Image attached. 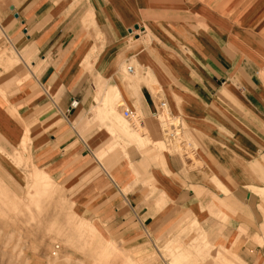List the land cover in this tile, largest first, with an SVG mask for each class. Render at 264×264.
<instances>
[{"label": "crops", "instance_id": "0c3cea01", "mask_svg": "<svg viewBox=\"0 0 264 264\" xmlns=\"http://www.w3.org/2000/svg\"><path fill=\"white\" fill-rule=\"evenodd\" d=\"M146 38L156 55L141 49ZM4 49L0 147L26 138L45 173L36 170L67 180L83 216L133 243L156 219L188 217L215 233L219 215L225 234L250 239L239 261L264 264V0H0ZM130 58L149 65L148 81L158 76L151 64L164 65L168 95L179 100L169 111L189 132L199 171L176 154H162V167L141 159L156 154L113 140L115 128L99 123L105 103L121 98L159 137L150 87L125 83ZM72 99L78 107L66 115ZM122 133L139 145L131 128ZM114 144L127 146L109 152ZM95 155L135 158L108 162L110 176Z\"/></svg>", "mask_w": 264, "mask_h": 264}, {"label": "rangeland", "instance_id": "374dc122", "mask_svg": "<svg viewBox=\"0 0 264 264\" xmlns=\"http://www.w3.org/2000/svg\"><path fill=\"white\" fill-rule=\"evenodd\" d=\"M140 45L146 53L157 54L148 38ZM91 54L93 58L96 56ZM4 55L5 49L0 51V59ZM19 64L18 61V65L10 70L19 68ZM139 65L133 58L123 65L125 83L136 87L142 83L150 87L161 114L154 121L159 137L155 141L149 137L145 129L146 120L139 118L135 108L121 98L105 103V112L98 119L99 123L103 126L109 123L115 128L114 131L108 130L113 140L117 136L141 153L145 148L142 146H146L156 154L144 153L139 155L141 159L153 158L155 164L162 167V154H176L186 171H199L203 164L196 155V146L182 119L169 111V105L174 102L178 105L179 100L168 95L171 81L165 75L164 65L151 64L158 76L150 81L141 78L144 67L149 65ZM0 67L7 71L2 63ZM126 68H133L134 75H127ZM145 71L149 77V69ZM262 77L264 79V73ZM123 111L130 113L129 118L123 117ZM122 128L124 131L131 128L139 145L124 136ZM150 142L152 144L148 145ZM124 144H114L108 151H122L127 146ZM29 152L30 144L26 138L11 151L0 147V264H181L183 261L185 264H242L238 254L250 239L243 230H239L235 237L225 234L219 215H214L219 221L215 233L205 231L202 234L194 219L176 217L156 219L140 231V238H135L133 243L106 234L98 222L83 216L80 205L73 202V188L69 187L67 180H56L46 173L48 179L39 173L37 170L40 169ZM133 158V155H95L110 176L108 162L112 165V161H130ZM96 173L102 174L97 167ZM163 207L164 203L158 206L160 209ZM253 244L260 246L262 241L255 238Z\"/></svg>", "mask_w": 264, "mask_h": 264}, {"label": "built area", "instance_id": "2783aa9c", "mask_svg": "<svg viewBox=\"0 0 264 264\" xmlns=\"http://www.w3.org/2000/svg\"><path fill=\"white\" fill-rule=\"evenodd\" d=\"M129 71L131 72V69H129ZM162 106V105H161ZM78 107V101L72 99L70 104H69V107L68 109L65 111V114L66 115H69L72 111H74L75 109H77ZM130 116V113L128 111H123V117L124 118H129Z\"/></svg>", "mask_w": 264, "mask_h": 264}, {"label": "bare ground", "instance_id": "6f19581e", "mask_svg": "<svg viewBox=\"0 0 264 264\" xmlns=\"http://www.w3.org/2000/svg\"><path fill=\"white\" fill-rule=\"evenodd\" d=\"M129 69H131V72L129 71ZM126 73H127V75H131L133 73V69L132 68H126ZM162 107H164L163 104H162ZM158 114H159V111H158ZM159 115H161V114H159ZM158 117H161V116H158Z\"/></svg>", "mask_w": 264, "mask_h": 264}]
</instances>
